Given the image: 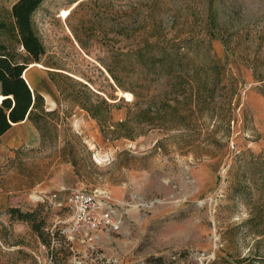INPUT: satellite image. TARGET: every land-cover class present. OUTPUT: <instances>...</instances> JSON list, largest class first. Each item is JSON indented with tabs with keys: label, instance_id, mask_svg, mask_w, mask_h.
Segmentation results:
<instances>
[{
	"label": "rangeland",
	"instance_id": "rangeland-1",
	"mask_svg": "<svg viewBox=\"0 0 264 264\" xmlns=\"http://www.w3.org/2000/svg\"><path fill=\"white\" fill-rule=\"evenodd\" d=\"M15 1L0 0V21H11ZM33 23L46 48L43 66L33 67L42 68L41 85L33 84L34 71L26 77L51 114L39 145L13 148L0 161V264H50L53 255L61 264H264V234L246 222L251 199L260 197L264 214V185L256 181L264 166L252 159L264 151L257 75L264 76V0H44ZM153 26L176 43L173 72L184 80L162 74L161 51L152 60L146 49L129 50L144 45ZM195 37L209 41L227 89L200 109L186 99L185 126L126 137L117 121L136 101L146 108L167 91L188 93L196 69L204 77L208 52L192 49ZM0 40L26 54L9 32L1 30ZM226 109L229 125L221 120ZM240 152L248 160L246 197L234 187ZM77 190L107 196L120 229L75 227L67 199ZM39 206L46 230L61 229L66 242L47 247L7 212ZM262 224L264 233V217Z\"/></svg>",
	"mask_w": 264,
	"mask_h": 264
},
{
	"label": "trees",
	"instance_id": "trees-1",
	"mask_svg": "<svg viewBox=\"0 0 264 264\" xmlns=\"http://www.w3.org/2000/svg\"><path fill=\"white\" fill-rule=\"evenodd\" d=\"M43 1L17 0L9 12L11 21H0V31L3 30L11 34V44H18L26 51V54H18L16 51H12L6 42L0 40V95L4 96L0 103V135L6 133L13 124L28 118L40 131L41 137H43L47 123L46 118L51 114V111L46 106L43 94L33 90L27 83V77L23 75L31 63H40L42 56L46 53L45 45L41 41L33 23V14ZM161 37L157 32V27L153 26L149 32V37L144 40V45L135 44L129 50L136 55H142L143 49H146V52L152 54V60L155 59V54L153 53L161 51V61L164 62L162 74L170 76L171 79L174 77L178 78L180 82L184 80V77L181 75L175 76L176 72H173L175 59L173 58V54L169 52L178 47L176 43L165 38L163 40ZM207 41L206 38L195 37L192 48L196 51L206 46L208 53L205 55L206 59L202 68L204 77L201 76L200 70L196 69L191 75L192 82L188 93L185 94V88H180L178 92L175 90L174 95H169L167 91L160 103L152 101L146 108L139 107L140 100L136 101L134 104L135 109H127L125 117L117 121V126L125 129L126 137L135 139L154 128L165 130L185 126V115L182 113L181 106L186 99H192L197 108L200 109L202 101L205 104L208 100L214 98L217 90L227 89L226 84H222L219 65L210 54L209 41ZM109 71L113 79L118 81L116 74L112 73V70ZM257 75L259 81L262 82L261 92L264 95V76L260 72ZM136 95L137 97L140 96ZM120 107L116 106L114 108L119 109ZM97 115V112H93V116ZM231 119V110L226 109L225 113L223 112L221 115V120H224L229 125ZM41 121L45 122L44 126L41 124ZM158 142L161 145L160 140ZM252 159L258 166H264V151L252 156ZM247 162L248 160L244 153L240 152L235 161L237 171L233 175L235 176V181H237L234 187L238 189L242 197H246L247 195L246 187L242 182L248 167ZM256 174H258L256 181L264 185V168L256 170ZM259 199L260 197L250 200L254 212L246 222L253 227L259 236H262L264 234L261 230L264 214ZM7 212L12 221L17 220L30 224L33 231L38 234L42 243L47 247L53 246V243L66 242L67 240L59 228L52 232L46 230L47 219L43 215V208L41 206L28 211H23L19 207H9ZM52 258L55 261L50 264H61L57 258H54V255Z\"/></svg>",
	"mask_w": 264,
	"mask_h": 264
},
{
	"label": "built area",
	"instance_id": "built-area-1",
	"mask_svg": "<svg viewBox=\"0 0 264 264\" xmlns=\"http://www.w3.org/2000/svg\"><path fill=\"white\" fill-rule=\"evenodd\" d=\"M106 197L90 191L72 192L67 203L74 212L75 227L79 229L85 226L90 231L119 230L123 221L112 208L111 200Z\"/></svg>",
	"mask_w": 264,
	"mask_h": 264
},
{
	"label": "crops",
	"instance_id": "crops-1",
	"mask_svg": "<svg viewBox=\"0 0 264 264\" xmlns=\"http://www.w3.org/2000/svg\"><path fill=\"white\" fill-rule=\"evenodd\" d=\"M15 2H12L11 7ZM31 66L29 65V68H27V70L24 72L23 74L24 77H26L25 73L27 75L28 71L29 72L34 71L33 84L41 85V84H38V80H40V78L43 75L42 68L33 69V67H36V66H33V67ZM27 79L26 80L29 86L33 90H35L33 88V84L30 81V79L28 77ZM125 115H126V112H125ZM40 143H41V137H40L38 129L35 127L32 121L26 118L25 120L21 122L13 124V126L6 133H4L3 135H0V157L2 156L0 158V161H3L10 156L13 148H18L23 145L36 146V145H39ZM122 191L124 192V188H122Z\"/></svg>",
	"mask_w": 264,
	"mask_h": 264
},
{
	"label": "bare ground",
	"instance_id": "bare-ground-1",
	"mask_svg": "<svg viewBox=\"0 0 264 264\" xmlns=\"http://www.w3.org/2000/svg\"><path fill=\"white\" fill-rule=\"evenodd\" d=\"M76 3H74V5H75ZM71 13V8H69V9H64L63 11H62V13H61V16L63 17V18H67L68 16H69V14ZM32 65V66H31ZM31 67H33V66H43L41 63H31ZM25 76H26V73H25ZM122 95H123V97H125L127 100H132L133 99V94L131 93V92H123V91H121L120 92ZM4 98V96L3 95H0V103H1V100ZM260 117V116H259Z\"/></svg>",
	"mask_w": 264,
	"mask_h": 264
}]
</instances>
